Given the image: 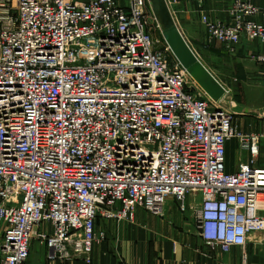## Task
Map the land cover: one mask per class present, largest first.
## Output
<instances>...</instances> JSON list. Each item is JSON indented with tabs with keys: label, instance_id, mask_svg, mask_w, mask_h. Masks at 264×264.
I'll return each mask as SVG.
<instances>
[{
	"label": "built area",
	"instance_id": "2783aa9c",
	"mask_svg": "<svg viewBox=\"0 0 264 264\" xmlns=\"http://www.w3.org/2000/svg\"><path fill=\"white\" fill-rule=\"evenodd\" d=\"M228 17L202 15L212 40L234 54L264 44L253 2ZM159 29L148 0H0L2 264H27L34 240L52 260L92 264L99 217H161L170 199L225 254L264 232V132L241 129ZM253 60L264 66V51ZM232 141L250 160L229 173Z\"/></svg>",
	"mask_w": 264,
	"mask_h": 264
},
{
	"label": "crops",
	"instance_id": "0c3cea01",
	"mask_svg": "<svg viewBox=\"0 0 264 264\" xmlns=\"http://www.w3.org/2000/svg\"><path fill=\"white\" fill-rule=\"evenodd\" d=\"M170 1V9L184 38L226 89L230 90L229 85L235 86L238 82L244 83L246 89L253 83H262L264 66L253 60V54L263 52L264 44L245 41L235 54L231 53L224 45L210 38L202 22V15L211 20L227 22L228 9L234 0H203L201 10L199 0ZM250 1L264 13V0ZM153 36L162 45L168 46L160 29L153 32ZM204 57L210 58L211 66L203 62ZM234 159L237 167L245 163L244 159L247 162L250 160L248 153H241L237 141L227 145L229 173L237 171V167L230 165ZM263 165L264 161L260 160L259 166ZM96 231L104 233L105 237L94 246L92 264H216L218 261L243 264L244 258L247 264H264V232L251 234L246 245L234 246L230 253L225 254L221 249L214 250L203 242L191 214L182 213L178 203L172 199L161 217L137 208L133 221L99 217ZM50 255L47 247L34 240L27 264H87L83 259L52 260Z\"/></svg>",
	"mask_w": 264,
	"mask_h": 264
},
{
	"label": "water",
	"instance_id": "95a60500",
	"mask_svg": "<svg viewBox=\"0 0 264 264\" xmlns=\"http://www.w3.org/2000/svg\"><path fill=\"white\" fill-rule=\"evenodd\" d=\"M150 10L156 19L163 38L176 61L189 76L216 103L223 101L228 93L190 47L180 31L167 0H148ZM236 115L243 113L242 107H235Z\"/></svg>",
	"mask_w": 264,
	"mask_h": 264
},
{
	"label": "rangeland",
	"instance_id": "374dc122",
	"mask_svg": "<svg viewBox=\"0 0 264 264\" xmlns=\"http://www.w3.org/2000/svg\"><path fill=\"white\" fill-rule=\"evenodd\" d=\"M203 62L207 66H211L209 57H204ZM229 88L231 93L224 99L223 106L230 110H233L235 107H242L243 113L236 115V121L239 126L248 132H264V85L262 83H253L246 89L244 83L238 82L235 83V86L229 85ZM239 158L241 157L239 156ZM263 159L264 157L261 160ZM244 161L247 162L246 159ZM231 162L230 165L236 168L235 159ZM240 164H238L237 170ZM0 264H2L1 256Z\"/></svg>",
	"mask_w": 264,
	"mask_h": 264
}]
</instances>
